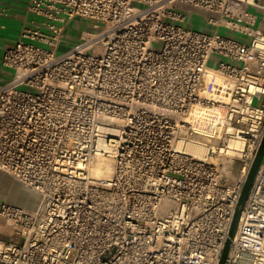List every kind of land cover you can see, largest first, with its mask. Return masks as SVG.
<instances>
[{
  "label": "built area",
  "instance_id": "1",
  "mask_svg": "<svg viewBox=\"0 0 264 264\" xmlns=\"http://www.w3.org/2000/svg\"><path fill=\"white\" fill-rule=\"evenodd\" d=\"M252 7L264 0H29L2 58L0 170L40 200L0 201L22 239L0 240V264L219 263L264 138ZM78 20L91 29L59 53ZM225 264H264V157Z\"/></svg>",
  "mask_w": 264,
  "mask_h": 264
},
{
  "label": "crops",
  "instance_id": "2",
  "mask_svg": "<svg viewBox=\"0 0 264 264\" xmlns=\"http://www.w3.org/2000/svg\"><path fill=\"white\" fill-rule=\"evenodd\" d=\"M28 3L29 0H0V4L7 11L6 15H0V84L9 77L11 72L9 68L3 65V54L6 48L12 46L20 36ZM39 200L40 197L37 192L0 170V201H7L31 209L38 205ZM15 236L6 219L0 217V240H11Z\"/></svg>",
  "mask_w": 264,
  "mask_h": 264
},
{
  "label": "water",
  "instance_id": "3",
  "mask_svg": "<svg viewBox=\"0 0 264 264\" xmlns=\"http://www.w3.org/2000/svg\"><path fill=\"white\" fill-rule=\"evenodd\" d=\"M263 157H264V138H263L262 144L259 147V150L255 156V159H254V161H253V163L249 169L248 175L246 177L242 192H241L240 197H239L238 206H237L236 211H235L234 216H233V220H232L231 227L229 230L228 238L225 242V245H224V248L222 251V255H221V258H220V261L218 264H225L227 261L228 253L230 251L231 244H232V240L235 237V234H236V231H237V228L239 225V220H240V216L242 213L243 206H244L245 201L248 197L249 191L251 189V186L253 184V181L255 179L257 171L261 165Z\"/></svg>",
  "mask_w": 264,
  "mask_h": 264
},
{
  "label": "rangeland",
  "instance_id": "4",
  "mask_svg": "<svg viewBox=\"0 0 264 264\" xmlns=\"http://www.w3.org/2000/svg\"><path fill=\"white\" fill-rule=\"evenodd\" d=\"M251 12L256 13L259 18H261L262 16H264V11L263 10H257L256 8H251ZM190 18L187 19V24H185L188 27H195V28H200L201 24H202V18L199 17L197 14L193 15V22L190 23ZM203 27V26H201ZM88 29H91V23L88 21H82L81 23H79L78 21H75L74 25L72 27H69V29L67 30V32L65 33L64 38L61 40L60 44H59V48H58V52L62 53L67 51L70 47H72L73 45L77 44L79 41V36L80 33L82 31H86ZM221 32H225V30H221ZM101 51V46H96L95 48H93L92 52L95 54L100 53ZM211 64L213 63V61L210 62ZM10 74L9 77L4 81L7 82L9 81L11 78H13L14 72L13 70H10ZM257 101H255L256 103ZM235 170L237 172V166L235 167ZM16 242H21L22 239L21 237H19L18 235H16L13 239Z\"/></svg>",
  "mask_w": 264,
  "mask_h": 264
},
{
  "label": "bare ground",
  "instance_id": "5",
  "mask_svg": "<svg viewBox=\"0 0 264 264\" xmlns=\"http://www.w3.org/2000/svg\"><path fill=\"white\" fill-rule=\"evenodd\" d=\"M187 150L196 154L198 157H203L207 152V147L200 142H192L191 144H188Z\"/></svg>",
  "mask_w": 264,
  "mask_h": 264
}]
</instances>
